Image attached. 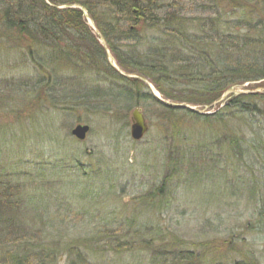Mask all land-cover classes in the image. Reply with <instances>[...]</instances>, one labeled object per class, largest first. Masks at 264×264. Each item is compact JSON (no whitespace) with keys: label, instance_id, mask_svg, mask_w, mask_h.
I'll use <instances>...</instances> for the list:
<instances>
[{"label":"rangeland","instance_id":"obj_1","mask_svg":"<svg viewBox=\"0 0 264 264\" xmlns=\"http://www.w3.org/2000/svg\"><path fill=\"white\" fill-rule=\"evenodd\" d=\"M176 1L182 15H207L199 9L209 0H164L163 4ZM104 26L108 28V23ZM8 36L0 25V173L4 178L10 175L5 181L19 182L25 197L39 196L29 204L31 213L24 219L41 215L34 208L51 210L64 223H55L56 227L40 223L39 231L62 234L64 240L87 238L89 246L80 249L94 264H264V153L232 159L227 136L222 139L226 126L177 116L180 123L175 129L172 122L163 121V110L151 101H138L134 90L130 103L120 101L124 88L111 81L99 86L105 87L106 95L119 92L115 111L111 106L108 112L94 114L86 111L85 103L87 109H64L62 96L67 93L56 86L47 62L38 54L31 57L16 37ZM40 55L49 57L46 52ZM111 63L116 65L113 58ZM51 67L67 82L77 75L74 80L86 83L89 75L97 78L100 73L69 57L53 60ZM246 88L247 84L234 90L247 93ZM151 90L163 99L153 86ZM93 102L99 108L109 106L106 99ZM215 105L192 107L211 113ZM136 108L148 125L139 141L130 137L131 113ZM79 124L90 128L83 141L71 134ZM238 124L245 133L251 128L257 132L264 129V116L255 114ZM209 142L214 155L206 157L199 149ZM173 147L190 150L185 153L190 163L181 160L170 169ZM168 175L162 196L143 201ZM92 236L100 241V254L90 248ZM117 237L131 243L129 250H111ZM170 252H177L178 258ZM185 257L187 262L182 260ZM65 262L64 255L59 264Z\"/></svg>","mask_w":264,"mask_h":264},{"label":"trees","instance_id":"obj_2","mask_svg":"<svg viewBox=\"0 0 264 264\" xmlns=\"http://www.w3.org/2000/svg\"><path fill=\"white\" fill-rule=\"evenodd\" d=\"M163 1L88 0L82 3L99 33L97 36L81 10L58 9L53 5L64 2L55 0H0V25L10 35L8 37L13 36L20 41L21 47L31 57L38 54L41 60L47 62L56 86L64 88L62 90L67 93L62 96L66 103L64 109L81 106L85 109V103L89 104L86 111L94 114L98 110L108 112L111 106L115 107V111L119 105L118 101L115 102L119 92L106 95L105 87L99 86L111 81L114 83L112 85L116 83L124 88L120 101L130 103L134 90L138 101H151L163 110V121L172 122L175 129L180 123L177 116L226 126V135L223 134L222 139L227 136V153L232 159H250L263 154L264 129L256 132L251 128V133H245L246 129L238 123L255 114L264 116V92H254L264 89V0H209L207 7L199 9V13L207 14L201 18L182 15L177 10V1L166 5ZM106 23L108 28L104 26ZM100 39L105 47L99 42ZM69 41L76 45L68 46ZM141 46L143 49L139 50ZM106 49L117 67L135 78L120 75L108 63ZM41 52L48 53L49 57L43 59ZM68 57L81 65H92L101 74L97 72V78L87 74L90 77L86 83L74 80L77 75H73L69 82L65 81L62 74H53L51 63L55 59ZM141 79L152 85L163 101L208 108L216 104L215 109L209 115H197L184 108L169 107L156 99ZM245 84L248 93L230 94L226 100L220 101L229 89ZM32 87L35 85L32 84ZM142 88H147L149 93H143ZM97 98L106 99L110 107L105 104L100 108L96 106L93 99ZM233 121L236 123L232 124ZM216 139L221 143L220 137ZM184 148L181 151L173 147L170 151V169L179 166L181 160L190 163L185 153L192 152ZM211 149L209 142L208 145H201L199 150L209 157L214 155ZM172 155H175L173 159ZM1 173L0 264H59L64 255L65 264H94L80 249L81 246L87 247V238L82 239L83 242L72 238L64 240L62 234L51 236L39 231V227L45 225L56 227L55 223H64V219L53 217L51 210L34 208L41 215L32 216L35 220L24 219L26 214L31 213L28 206L39 196L30 194L25 197L22 195L23 186L19 182L13 184L9 179L5 181L10 175L4 178ZM47 175L45 173L43 177ZM169 175L162 179L158 188L146 193L142 200L149 202L162 196ZM62 208L66 210V204ZM97 238L90 237V248L93 246L92 251L100 254L102 250L98 247L100 241ZM115 242V247H111L115 253L127 251L131 245L118 237ZM141 245H145L144 242ZM170 253L174 256L172 258H178L175 257L178 256L177 252ZM182 260L188 261L186 257Z\"/></svg>","mask_w":264,"mask_h":264},{"label":"water","instance_id":"obj_3","mask_svg":"<svg viewBox=\"0 0 264 264\" xmlns=\"http://www.w3.org/2000/svg\"><path fill=\"white\" fill-rule=\"evenodd\" d=\"M80 9H81L82 14L85 17V19L90 23V25L93 26V22L89 19V16H88L87 12L83 8H80ZM106 55H107V60H108L109 64L113 68L117 69L116 65L111 63L112 57H111V55H110L108 50H106ZM117 71H118V73L120 75H122L124 77H127V78L130 77L128 75H125L119 69H117ZM142 81L148 86V88L150 90L152 89V86L147 81H145V80H142ZM151 92H152V90H151ZM230 93H238V92L234 91L233 89H230L224 94L223 98L226 95L230 94ZM152 94H153V96L156 99L160 100L161 102H163L165 105H167L169 107L184 108V109H187V110H190V111L196 113L197 115H209V113L196 110L195 108H193V107H191L189 105L173 104V103H169V102L163 101V100H161L159 95L155 94L154 92H152ZM89 129H90L89 126L80 125L79 124V125L75 126L72 129L71 134L78 141H83V140H85L86 135L89 132ZM147 131H148V125H147V123L145 121V118H144L143 114L141 113L140 109H138V108L134 109V111H132V113H131V127H130V137H131V139L133 141H139L147 133Z\"/></svg>","mask_w":264,"mask_h":264},{"label":"flooded vegetation","instance_id":"obj_4","mask_svg":"<svg viewBox=\"0 0 264 264\" xmlns=\"http://www.w3.org/2000/svg\"><path fill=\"white\" fill-rule=\"evenodd\" d=\"M55 1L64 2V3H59L58 6L53 5V7H57L58 9H79V10H81L80 8H83L82 3H86L88 0H55ZM98 10H100V9H98ZM98 10H96V11H98ZM130 28H132V27H130Z\"/></svg>","mask_w":264,"mask_h":264}]
</instances>
